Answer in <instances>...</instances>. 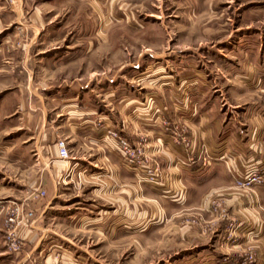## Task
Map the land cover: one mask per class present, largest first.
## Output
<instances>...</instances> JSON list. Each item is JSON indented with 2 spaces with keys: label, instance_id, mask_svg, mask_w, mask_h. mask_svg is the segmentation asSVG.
<instances>
[{
  "label": "crops",
  "instance_id": "obj_1",
  "mask_svg": "<svg viewBox=\"0 0 264 264\" xmlns=\"http://www.w3.org/2000/svg\"><path fill=\"white\" fill-rule=\"evenodd\" d=\"M145 50L157 61L144 66L136 75L135 87L129 86L128 90V85L120 81L123 84L114 86L112 91L107 89L109 91L100 94L101 99L93 104L79 94L53 99L55 104H61L54 111L56 116L65 118L62 126L55 125L54 131L47 127L57 118L49 120L48 107L38 108L44 122L40 131L31 135V141L23 144L32 143L30 146L36 148L38 156L41 150H48L46 162L41 157L38 161L50 176L46 180L39 171L30 186H35L36 191L43 187L46 192L49 189L54 192L47 205L36 209V219L32 223L25 222L18 230L24 247L30 248H25L23 256L9 254L3 244L5 99H1L0 112L4 117L0 122L3 124L0 135V264H30L29 261L34 264H104L107 258L91 251L88 247L91 243L120 244L122 229L133 235L139 224L152 229L165 223L155 220V197L169 200L177 205L179 212L203 209L209 214L211 199L223 197L229 217H237V234L242 235V240L264 242V186L251 191L234 186L235 178L264 170V61L256 63L246 55L238 58L234 68L226 72L228 83L219 88L221 95H218L216 79L204 80L195 64L186 63L182 56H168L181 54L183 49L148 47ZM240 50L260 55L264 47H242ZM162 53L169 60H159ZM29 114L32 115V111ZM28 119L30 127L32 117L28 115ZM112 130L134 144H143L151 160L163 165V186L160 190L157 188L161 197L145 184L146 189L140 190L144 201H138L137 183L141 176L123 165L120 153L107 135ZM58 138L67 142L71 154L68 160L59 157ZM70 169L82 170L97 184L94 190L97 201H93L97 205H92L96 209L79 211L70 206H58L63 196L59 186L64 172ZM158 202L162 203L161 208L165 203L169 205L164 200ZM165 211L168 212L167 208L163 209ZM224 228L222 224L217 228L208 253L187 256L182 262L235 264L230 257L218 255L219 243L225 236ZM189 230L180 231L184 240L189 244L191 241L202 244L203 237ZM70 232H76V237ZM107 232H111L110 237L106 236ZM259 246L264 258V248L262 244ZM117 258L121 260L120 255Z\"/></svg>",
  "mask_w": 264,
  "mask_h": 264
},
{
  "label": "rangeland",
  "instance_id": "obj_2",
  "mask_svg": "<svg viewBox=\"0 0 264 264\" xmlns=\"http://www.w3.org/2000/svg\"><path fill=\"white\" fill-rule=\"evenodd\" d=\"M148 47L183 49L181 54L168 56H182L186 63L195 64L204 80L216 79L221 95L219 88L228 83L226 72L234 68L238 58L246 55L256 63L264 61V52L258 55L240 50L264 47V0H0V101L5 99L6 189L1 206L5 207V247V223L10 209L17 205L26 208L28 202L36 216V209L47 205L54 192L49 189L45 198L30 200L36 191L30 181L38 177L39 171L46 180L50 176L38 161L49 157L48 150H41L38 156L32 143L23 144L31 141V135L35 136L44 122L38 108L48 107L49 120L57 118L47 127L54 131L55 125L62 126L65 118L56 116L54 111L61 104H55L53 99L79 94L93 104L104 91L123 84L120 81L128 85V90L129 86L135 87L136 75L157 61L145 53ZM164 55L159 60H169ZM0 115L1 122L4 115ZM28 115L32 117L30 127ZM3 124L0 123V135ZM147 157L154 167H163L154 163L148 153ZM137 184L138 201L142 202L140 190L146 187L141 182ZM96 185L82 170L64 172L59 186L63 196L58 206L79 211L96 209L92 206L97 201ZM234 186L243 189L235 182ZM42 190L46 191L43 187L38 191ZM151 190L161 197L160 188ZM161 200H169L154 199L155 220L165 222L163 225L147 229L139 224L133 235L122 229L120 244L100 245L96 241L88 247L105 255L104 264H184L182 259L187 256L208 253L222 224L226 228L218 246L219 256L243 264L246 257L253 255L264 264L259 249L261 244L264 248V242L242 240V235L237 234V217H229L223 197L211 199V214L203 209L179 212L177 205L170 202L161 208ZM164 208L168 212H163ZM183 228L199 233L205 244L187 243L180 233ZM70 233L76 237V232ZM110 233L106 236L110 237ZM25 248L30 249L23 247L18 254L8 253L23 256Z\"/></svg>",
  "mask_w": 264,
  "mask_h": 264
},
{
  "label": "built area",
  "instance_id": "obj_3",
  "mask_svg": "<svg viewBox=\"0 0 264 264\" xmlns=\"http://www.w3.org/2000/svg\"><path fill=\"white\" fill-rule=\"evenodd\" d=\"M109 140L114 144L116 150L120 153L123 165L138 173L140 182L152 188H161L164 176L160 167L150 164L147 152L143 144H134L126 137H123L116 130L107 132ZM59 157L61 160L70 158V150L65 140L57 142ZM188 146V145H187ZM235 185L243 189H254L264 186V170H254L240 178L234 179ZM46 197V191H35L30 200H40ZM36 219L35 211L30 209V204L26 202L25 206L17 205L10 209L6 219L5 228L7 232L6 248L9 253L18 254L23 250L24 242L19 237L17 230L27 221L31 223ZM258 258L251 255L246 257L244 264H262ZM259 262V263H258Z\"/></svg>",
  "mask_w": 264,
  "mask_h": 264
}]
</instances>
